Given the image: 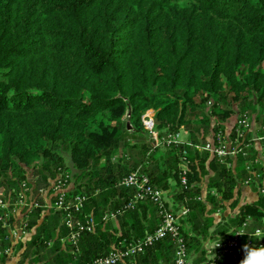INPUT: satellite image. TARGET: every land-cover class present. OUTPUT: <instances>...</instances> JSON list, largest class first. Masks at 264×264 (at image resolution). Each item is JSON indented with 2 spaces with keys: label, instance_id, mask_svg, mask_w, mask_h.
I'll return each instance as SVG.
<instances>
[{
  "label": "trees",
  "instance_id": "1",
  "mask_svg": "<svg viewBox=\"0 0 264 264\" xmlns=\"http://www.w3.org/2000/svg\"><path fill=\"white\" fill-rule=\"evenodd\" d=\"M242 92L264 101V0H0V186L17 188L33 176L28 184L35 189L69 174L71 193L87 195L81 216L92 212L96 220L75 250L60 241L66 234L60 215L37 208L28 254L47 264L86 263L141 237L143 227L153 230L159 214L149 201L123 213L133 221L132 237L102 223L106 211L128 202L131 193L117 183L131 170L139 167L161 189H170V178L180 186L183 148L195 185L178 195H201L209 159L215 173L207 187L229 198L248 176L245 161L256 159L252 146L233 171L189 146L153 147L141 116L152 109L160 135L184 127L193 141H204L216 130L234 132L231 116L255 109L245 100L235 109ZM147 205L153 215L136 222ZM188 205L181 229L187 251H199L204 264L211 222L204 201L191 198ZM263 208L264 197L240 207L243 218L251 217L248 231L264 226ZM189 224L194 234L185 231ZM172 260L173 245L164 239L135 264Z\"/></svg>",
  "mask_w": 264,
  "mask_h": 264
},
{
  "label": "built area",
  "instance_id": "2",
  "mask_svg": "<svg viewBox=\"0 0 264 264\" xmlns=\"http://www.w3.org/2000/svg\"><path fill=\"white\" fill-rule=\"evenodd\" d=\"M143 128L151 138L153 147L170 149L179 146H189L200 152H207L210 156L217 159L220 164L230 168L233 160L238 156H247V148L251 147L252 142L245 141L249 132V114L243 111L237 115L234 132L228 130H216L206 137L204 141H191L180 136V132L170 131L162 135L155 123L154 111L146 110L141 116ZM234 133V134H233ZM262 149L264 148V135H260ZM179 166L180 187H193L194 183L189 184L186 173L189 160L187 151L183 148L180 151ZM256 161V160H255ZM251 159L245 161V168L250 175L244 180V184L258 183L261 179L260 174L253 173L252 165L257 163ZM259 161L260 165H264ZM72 178L69 174L59 173V175L43 188H35L29 185L31 181L21 180L17 183V188H6L0 186V261L5 257L19 256L26 248L24 244L32 234L33 227L30 218L37 208L44 209L47 213H58L60 215V225L66 230L65 236L60 241L64 245H70L77 250L79 239L94 230V217L92 214L82 215L83 205L87 200L84 193H71L73 189ZM131 193L126 204L115 211H107L105 218H115L122 215L127 210L143 202L149 201L156 205L159 214V223L151 230L146 231L141 237L131 239L127 242H120L118 245L105 255L98 256L91 262L79 264H135L136 257L143 253L148 247L161 240H168L173 245L172 264H190L188 259L187 243L181 229L183 219L188 215L190 207L188 200L191 198L202 200V196L183 197V203L178 209H171L167 205L166 190L154 185L149 177L141 172L140 168L129 171L118 183ZM259 192L264 194V186L259 187ZM45 193V197L43 196ZM212 194L215 192L212 191ZM41 197L43 198L41 200ZM44 214V213H43ZM249 216L241 225L231 228L224 235L210 244H204V264H220L228 260L229 264H240L244 253L242 246L264 245V239L255 240L257 230L264 231L263 227L255 228L249 232L246 230ZM236 235L237 233H245ZM248 233V234H247ZM253 237H251V236ZM219 243L218 247H215ZM50 244V242H49ZM34 249V248H33ZM215 256V259L213 257ZM75 264V263H69Z\"/></svg>",
  "mask_w": 264,
  "mask_h": 264
},
{
  "label": "crops",
  "instance_id": "3",
  "mask_svg": "<svg viewBox=\"0 0 264 264\" xmlns=\"http://www.w3.org/2000/svg\"><path fill=\"white\" fill-rule=\"evenodd\" d=\"M228 123H231V121H228ZM178 131L180 132V136L182 138L186 139V137H188L189 140L193 141L191 133L188 130H186L184 127L179 128ZM257 135H258V137L261 135L260 131H257L255 133L254 137L250 138V140L252 141L253 144H256V142H257V141H255V142L253 141V139ZM254 140H256V139H254ZM258 143H259V141H258ZM237 160L238 159L235 158L233 160L234 163L230 167L231 170H233V171L236 168L235 163H237ZM255 162H257V163H254V164L255 165L258 164L259 169L255 168L254 165H252V169L254 171L253 173L261 175V179L259 180V182L258 183H256V182L250 183L248 185L244 184V180L250 175V173H248V176L244 180L236 182V186L233 188L232 193L230 194L229 198L226 197L225 195H223L222 192H219L216 187H207L208 179L210 177H212L215 173V169H214L215 165H213V163H210L209 159L205 162V167H206V170L208 171V173H207V175H205L204 180H202L200 182V187H201V189H200L201 193L200 194L202 196V201L205 202L206 216H207L209 222H211V223H210L209 227L207 228V231H208L210 236H207V239L202 241L203 246L205 243L210 244V243L216 241L219 237L224 235L231 228H234L236 226L241 225V223L246 219V217L249 216V215H245V217L243 218V216L241 215L240 207L243 204L256 203L257 201H259L261 198L264 197V194H261L258 190L260 186H262V185L264 186V178H262V177H264V173L262 172V170H264V165H260L259 161H255ZM180 164H181V159L178 160V168H179ZM226 168H228V167H226ZM261 168H263V169H261ZM203 183H205V186H206L205 189H203ZM168 184H169L170 189L166 188L167 189L166 190L167 205L171 209H178L183 203V195H178L179 188L177 187L178 184L174 179L170 178L168 180ZM212 191H214L215 193L212 194L211 193ZM98 193H99V191L95 192L96 195H98ZM210 198H212L213 201H211ZM236 200H237L236 204L233 205V202ZM147 206L148 207H145V210L143 212H140L139 220L137 219L138 221L136 220V222L143 224V223L147 222V219L149 220L151 218V216L153 215V212L151 211V206H149V205H147ZM140 210H143V208H141ZM263 210H264V208H263ZM90 214H92V212ZM250 220H251V217L249 216V221L247 223L246 230H247V227L250 223ZM258 220H260L262 222V224H264V216ZM95 221L96 220H94V222ZM132 222L133 221H131L128 218V216L125 214L119 215L115 218H108V217L105 218V215H104V222L102 223V226H103V228L114 229L117 234H121L122 232H127L132 237V236H134V235H132V229H133ZM157 222L158 221H157V217H156V218H154V220L151 224L153 226H155V225H157ZM143 228H144L143 234L146 231H150L149 229H147V227H143ZM253 230H249V232H251ZM185 231H188L189 234L195 233L194 230H192V227L190 226V224L185 227ZM34 232H35L34 229H32V234ZM32 234H30V236L28 237V240L26 242L29 241ZM24 246L26 248L23 250L22 254H20L19 256L14 255L13 257H5L0 261V264H47L46 260H44V259H38V260L32 259L37 254L35 252H34V254H32V252L28 254L29 251H27L28 250L27 243H25ZM31 250H34V249H31ZM25 252H27V254H25ZM189 257L191 258V264H203L201 262L199 263V259H200L199 251H195L194 249H192L191 251L188 252V259H189ZM160 263H161V261H160Z\"/></svg>",
  "mask_w": 264,
  "mask_h": 264
},
{
  "label": "rangeland",
  "instance_id": "4",
  "mask_svg": "<svg viewBox=\"0 0 264 264\" xmlns=\"http://www.w3.org/2000/svg\"><path fill=\"white\" fill-rule=\"evenodd\" d=\"M226 88H224V90H225ZM245 100V103L246 104H249V103H251V105L253 106V105H255V109H249V110H245V111H247L248 112V114H249V122H250V128H249V132H248V135H249V139L250 138H252V137H254V135H255V133L257 132V131H260V130H262V129H264V126H262V124H261V120H263V116H264V107H262V105H264V101L263 102H261V104L260 103H258L257 102V99H256V96H254V95H251V94H248V93H246V92H242L240 95H239V99H237V100H234V102H233V104H234V107H235V109L237 110V107L239 106V104L241 103V102H243ZM263 103V104H262ZM245 104V105H246ZM249 111H252L251 113L249 112ZM257 115H260V116H257ZM258 117H261L260 118V120H259V118ZM231 118H232V121H234L235 119H237V116H236V114H234L233 116H231ZM128 125L129 126H127V128H129L130 127V124L128 123ZM135 137L137 138V139H141V140H143V139H145V134H143L142 132H135ZM254 139H256V140H254ZM253 139V141L255 142V141H257L256 142V144H251V148H253V150H255L256 151V154H255V157H256V161H258V160H260V162L262 163V164H264V148L262 149V140H259V138H258V135L255 137ZM258 139V140H257ZM258 141H259V143H258ZM248 155H249V152H248ZM66 160H65V162H66V164H68L69 163V160L67 159V158H65ZM29 168V167H28ZM261 169H263V168H261ZM262 172L264 173V170H262ZM262 178H264V177H262ZM33 179V176H31V177H29V180H31V181H33L32 180ZM51 181V180H50ZM49 181V182H50ZM205 183H203V189H205ZM38 188H43V186H40V187H38ZM178 188H180V186H178ZM44 189V188H43ZM47 189V188H46ZM46 189H44V192L46 191ZM43 192V196L45 197V193ZM43 198L41 197V200H42ZM45 199H47L46 197H45ZM43 201V200H42ZM43 213L44 214H47V211L44 209V211H43ZM40 219V218H39ZM41 220V219H40ZM50 244H51V242H50ZM49 244V245H50ZM28 248V247H27ZM34 248V247H33ZM28 250H29V248H28ZM42 252V251H41ZM189 262H190V264H191V258L189 257Z\"/></svg>",
  "mask_w": 264,
  "mask_h": 264
},
{
  "label": "clouds",
  "instance_id": "5",
  "mask_svg": "<svg viewBox=\"0 0 264 264\" xmlns=\"http://www.w3.org/2000/svg\"><path fill=\"white\" fill-rule=\"evenodd\" d=\"M244 234H246V232L237 233L236 235H244ZM260 239H264V231L257 230L255 240H260ZM218 246L219 243L215 247ZM242 251L244 253V256L243 259H241L240 264H264V245L250 247L248 244H245L242 246ZM213 259H215V256L213 257Z\"/></svg>",
  "mask_w": 264,
  "mask_h": 264
},
{
  "label": "water",
  "instance_id": "6",
  "mask_svg": "<svg viewBox=\"0 0 264 264\" xmlns=\"http://www.w3.org/2000/svg\"><path fill=\"white\" fill-rule=\"evenodd\" d=\"M127 126H129V125L127 124Z\"/></svg>",
  "mask_w": 264,
  "mask_h": 264
}]
</instances>
